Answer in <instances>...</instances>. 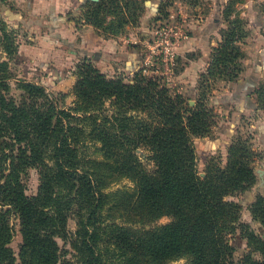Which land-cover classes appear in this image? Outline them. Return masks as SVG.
<instances>
[{
    "label": "trees",
    "instance_id": "16d2710c",
    "mask_svg": "<svg viewBox=\"0 0 264 264\" xmlns=\"http://www.w3.org/2000/svg\"><path fill=\"white\" fill-rule=\"evenodd\" d=\"M157 5L159 12L167 2ZM0 24L4 52L16 56L7 24L1 18ZM239 29L233 20L221 33L200 74L194 105L170 90L166 76L148 77L140 67L126 81V75L110 76L92 55L71 54L69 68L47 71L56 79L77 77L68 106L54 101L45 80L22 84L17 100L5 95L8 84L0 79V264H165L183 257L184 264H225L235 251L230 238L244 205L225 196L250 192L254 153L239 139L229 147L225 167L210 165L200 176L193 164L194 138L210 135L216 123L207 99L211 81H235L243 69ZM259 95L264 97V85ZM139 146L150 151L153 166L144 163ZM31 168L40 174L35 195L27 194ZM123 179L130 184L109 191ZM247 205L264 228V195ZM164 215L171 221L156 225ZM14 218L22 236L18 252L11 245ZM239 236L261 253H248L245 264H264V237L247 225Z\"/></svg>",
    "mask_w": 264,
    "mask_h": 264
},
{
    "label": "rangeland",
    "instance_id": "374dc122",
    "mask_svg": "<svg viewBox=\"0 0 264 264\" xmlns=\"http://www.w3.org/2000/svg\"><path fill=\"white\" fill-rule=\"evenodd\" d=\"M53 1L0 0V18L7 24L6 31L10 34V41L14 40V44L15 46L17 45L18 49L20 45H23L24 48L19 53L17 50L16 56L9 57L4 52L2 41L0 40V79L5 80V83L8 84V89L3 91L7 96H13L17 100H20L24 94L21 88L22 84L31 81L40 84L45 80V82H49L47 89L54 95L55 102L59 101L60 104H65L66 106L72 103L74 100L72 88L77 77L72 76L71 73H67L56 79L50 77L47 71L50 70L51 66H54L53 68H69L71 66V61L67 54L69 53L70 43L64 41L63 34L65 33H63V27L68 26V20L74 19L71 21V25L67 27L68 30L71 31L75 25L79 28L80 23L87 22V15L89 19L96 21L99 25V29L95 28V30L100 35L109 38H123L124 41L129 42L127 44L130 48H134V45H137L136 48L142 51L141 57L135 62L136 66H133L132 63V68H128V70L126 68L124 70L132 74L125 76L126 81L133 79L134 72L145 64L144 60L151 52L147 43L143 42L144 39H147L148 42L153 43L154 31L156 29L177 30L180 28L185 34L190 35L194 32L190 30L193 22L196 21V24L198 23L200 26L204 22L212 24L215 23L214 16L221 17V33L228 29L231 21H238L239 30L243 36L238 42L239 46H241L244 54V46L247 48L250 46L252 48V54H248V57L252 60L256 59V52L259 51L260 63L257 69L259 71L264 69V38L257 34V29L259 30V25L261 24L263 27L260 29V33L264 32V0H164V2H167V5L159 12L156 10L160 0H147L146 2L145 0H104L102 3V0H88V2H94L93 5H89L88 2L85 3V0H61L55 3ZM51 2L55 5L51 6ZM172 14H174L173 17H171ZM218 22L219 20H216V23ZM160 60L161 58L156 59V62L161 67V70H163L164 62ZM252 64L253 62H249L248 66L250 67ZM149 66H152L151 63ZM176 67L179 66L176 65ZM176 67L174 66L168 74H156L151 70L146 74L148 77L166 76L168 78L167 86L172 92H177L179 88L187 96L193 97V90L196 87V75L199 74V79L202 72L197 71L191 73L184 82H180L174 74L178 69ZM248 69H245V73L240 81L233 82L224 80L227 81L232 90H236L237 94L240 95L239 97L233 92L232 95L224 94L221 97L217 95L214 101L217 105L221 104L223 113L229 111L231 106L230 102L234 99H240V102H243L242 105L247 106L251 104L255 108L256 104H252L254 100L251 98V92H248L249 89L253 90L255 103L257 102L263 110L257 112V118H264V97L259 95V89L264 85V76L261 75L258 79L254 80V76H258L256 73L252 76L251 73L253 70L251 69V73H246ZM54 74L56 73L54 72ZM211 82L213 86L212 90L219 88L220 83L217 79ZM2 90L0 85V92ZM63 94L65 97H63ZM212 94L207 98L209 102ZM219 121L221 122L219 123ZM219 121V125L217 124L219 138L210 145H207V142L203 139L194 138L196 149L193 164L196 172L200 176L206 174L210 165L221 168L225 167L226 163L224 162V158L227 155L226 148L222 151L220 149V153L213 155H209V153L204 151L218 149L233 135L234 142L239 139L245 140L254 153L256 180L251 186L250 192L248 194L234 192L225 196V200L228 202L240 203L244 201V205L240 209L238 217L234 222L237 227V234L230 238L231 243L235 246V251L226 257L225 264H245V258L248 253H251L255 258H261V253L249 247L246 238L244 239L239 236L243 227L247 225L250 230L264 237V228L261 222L253 218L252 208L247 205L253 203L259 195H264V147H262L260 142L264 141V123L258 122L253 127L254 133L260 139V141H257V138L251 136V126L249 123H245L244 121L236 128L237 123L223 121V115ZM236 130L237 133H235ZM137 152L148 167L153 166L151 153L145 146H139ZM259 169L260 171L258 172L257 170ZM129 184L128 179H123L112 184L108 189L109 191H115ZM26 185L28 195H35L38 192L40 185L38 169H29V173L26 176ZM170 221L171 217L164 215L155 224L161 226ZM13 224L15 227V236L11 245L18 252L22 242V236L20 234L18 220L14 218ZM75 228V221L70 219L69 229L74 231ZM58 242L64 250L70 249L64 240L58 239ZM66 256L70 257V255ZM186 261L187 259L183 257L177 260H169L165 264H184Z\"/></svg>",
    "mask_w": 264,
    "mask_h": 264
},
{
    "label": "crops",
    "instance_id": "0c3cea01",
    "mask_svg": "<svg viewBox=\"0 0 264 264\" xmlns=\"http://www.w3.org/2000/svg\"><path fill=\"white\" fill-rule=\"evenodd\" d=\"M59 0H54L53 2H58ZM86 1V0H85ZM51 2V6L55 5ZM215 23L210 24L209 22H204V24L198 25L196 24V21L193 22L190 26V30L194 31L192 34L188 35L186 34L183 39L179 40L177 43V56H178V62L177 66L178 68L176 72H174L175 76L180 82H184L188 75L191 73L200 71L205 72L207 71L208 66L211 62V55L213 48L216 47L222 39L221 34V17L214 16ZM68 20V19H67ZM71 20L69 21L68 26L63 27V36L64 41H67V43H70V49L68 50V55L76 56L78 58L92 55L94 59H96V63L108 70L110 72V76H117V75H130L131 72L124 71L126 68L128 70V64L133 63V66H136V63L139 58L141 57L139 49L134 48L130 49L128 44L129 42L124 41L123 38H107L99 34L98 31L95 30V27L92 24H89L87 22L80 23L79 28L77 25L72 27V30L69 31L67 27L71 25ZM216 20H219L218 23H216ZM209 21V18H208ZM198 22V21H197ZM200 24V23H199ZM263 27V25H259V30L257 29V34L264 38V32L260 33V29ZM216 28V29H215ZM200 31L198 32V30ZM259 31V32H258ZM143 43H147V39H144ZM144 45V44H143ZM23 45L19 46L18 53L21 50L22 51ZM245 50V58L242 65V71L238 77L237 80L233 81H240L242 76L245 73V69L249 68L246 73H251L250 69L253 70L251 75L253 76L254 73L258 77L254 76V80L258 79L261 75L264 76V69L258 70V66L260 63L259 60V51L256 52V59L252 60L250 57H248V54H252V48L249 46L248 48L244 46L243 48ZM137 51L138 54L135 53ZM249 62H253V64L249 67ZM135 63V64H134ZM132 75V74H131ZM73 76V75H72ZM198 75H196L195 80V86L194 87V95L193 97L187 96L185 92L180 90L178 88V92H181L183 95H185L190 104L194 105L196 103V98L198 95V84L199 79ZM127 81H132L127 80ZM217 81L220 83V86L218 89L213 90V94L211 96L209 105L214 109L215 113L217 114L216 117V123L213 126L212 133L205 137H196V139L205 140L207 142V145H210L213 141L218 139V132H217V126L218 121L221 119V116L223 115V121L227 122H234L237 123L236 128H238L242 122L245 121V123L250 124V132L251 136L257 138V141H260L259 136L254 133L253 127L258 122L264 123V118H257V112H260L262 109L259 107L257 102L255 103V99L253 97V90H248V92H251V98L254 100L252 104H256L255 108L252 107L251 104L245 106L242 105L243 102H240V99H234L230 102V108L229 111L223 113V110L221 109V104H215L214 98L218 95L221 97V95L229 94L232 95L233 92L236 93V96H240L237 94L235 89H231L229 87V84L227 81H224L222 79H217ZM241 85V84H240ZM224 108V106H223ZM263 111V110H262ZM222 114V115H221ZM232 114V116H231ZM264 117V116H263ZM221 121H219L220 123ZM218 124V125H217ZM237 133V130L236 132ZM234 135L229 137L227 142L215 150L210 151H204L209 153V155L220 153L224 148L227 150V155L224 158V162L227 163L228 161V149L229 147L234 143ZM233 139V140H232ZM199 140V141H200ZM196 141V140H195ZM262 147H264V141H260ZM196 148V146H195ZM221 149V151H220ZM256 150V148H254ZM257 160V159H256ZM255 160V161H256ZM258 172L260 171L257 170ZM264 173V171H263Z\"/></svg>",
    "mask_w": 264,
    "mask_h": 264
},
{
    "label": "built area",
    "instance_id": "2783aa9c",
    "mask_svg": "<svg viewBox=\"0 0 264 264\" xmlns=\"http://www.w3.org/2000/svg\"><path fill=\"white\" fill-rule=\"evenodd\" d=\"M173 16L174 14L171 15V17ZM154 34L153 43L147 41L151 53L144 60L145 64L141 68H143L144 74L148 73L150 70L156 74H168L176 65L177 54L175 47L178 41L185 37L186 34L180 28L177 30H159L158 28L154 31ZM159 58H161V62H164L163 70L157 65L156 59ZM150 63L152 68L149 66Z\"/></svg>",
    "mask_w": 264,
    "mask_h": 264
},
{
    "label": "water",
    "instance_id": "95a60500",
    "mask_svg": "<svg viewBox=\"0 0 264 264\" xmlns=\"http://www.w3.org/2000/svg\"><path fill=\"white\" fill-rule=\"evenodd\" d=\"M91 1H97V0H91Z\"/></svg>",
    "mask_w": 264,
    "mask_h": 264
}]
</instances>
